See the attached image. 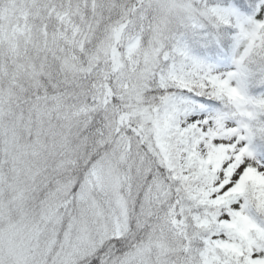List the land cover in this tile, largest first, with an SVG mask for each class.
Segmentation results:
<instances>
[{"label": "snow or ice", "instance_id": "obj_1", "mask_svg": "<svg viewBox=\"0 0 264 264\" xmlns=\"http://www.w3.org/2000/svg\"><path fill=\"white\" fill-rule=\"evenodd\" d=\"M205 21L233 70L181 43ZM253 78L264 0H0V264H264Z\"/></svg>", "mask_w": 264, "mask_h": 264}, {"label": "trees", "instance_id": "obj_2", "mask_svg": "<svg viewBox=\"0 0 264 264\" xmlns=\"http://www.w3.org/2000/svg\"><path fill=\"white\" fill-rule=\"evenodd\" d=\"M256 2L258 0H248L246 4H242V0H207L208 5L210 6H220V7H231L237 9L244 16H248L250 11H253L251 15L256 10ZM248 12V13H247ZM210 31V35L212 38L207 37L205 40V44L201 46L202 49L198 48V45L192 42L189 39L180 40L184 45H192L194 51L198 53L199 56L208 57L214 61L228 62L232 59V54L234 50V36L237 32L236 28H233L232 25H221L220 27H214L212 24H208ZM215 40V44L212 42ZM195 45V46H194ZM249 94L253 96H258L264 94V84H257L255 78H253L252 82L248 88ZM217 107V105L215 106ZM258 140L262 142L263 139L254 138V143L258 144ZM264 145V142H263ZM257 147V146H256ZM253 215H256L253 212ZM259 220L260 217L256 216Z\"/></svg>", "mask_w": 264, "mask_h": 264}, {"label": "rangeland", "instance_id": "obj_3", "mask_svg": "<svg viewBox=\"0 0 264 264\" xmlns=\"http://www.w3.org/2000/svg\"><path fill=\"white\" fill-rule=\"evenodd\" d=\"M258 3L259 1L257 2V6H258ZM215 6V5H214ZM256 10H257V7H256ZM255 10V12H256ZM253 11H250L249 15L248 16H251V13ZM254 12V13H255ZM253 13V14H254ZM252 14V15H253ZM208 22L205 21L204 22V26L203 27H198V28H181L179 29V33H180V40H186V39H189L194 42L196 44V46L198 45V48L199 49H202L201 46L204 45L206 42V38L207 37H210L212 38V36L210 35V31L211 29H209V26H208ZM235 28V27H233ZM237 30V29H236ZM238 31V30H237ZM212 42L215 44V40H212ZM190 54L193 55L194 57H196L197 59H199L200 61H202L203 63L211 66L213 68V70L217 73H226L228 71H231L233 70L234 68V64H233V61L231 63H227V64H215L213 62H210L208 61V57H200L199 55H197L198 53H196L194 51V48L195 47H192V45H186ZM195 46V45H194ZM234 56V50H233V55H232V58ZM202 103V101H201ZM215 106L216 105H211V106H207L209 108V110H214L215 109ZM256 138H259L260 140H262V142H260L258 140V144H255L254 143V139L252 141V144H251V148L254 152V155H255V158L257 160H260V161H264V145H263V142H264V138L262 137H256ZM257 146V147H256Z\"/></svg>", "mask_w": 264, "mask_h": 264}]
</instances>
